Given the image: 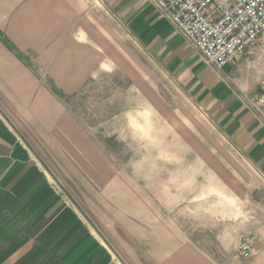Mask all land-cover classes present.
Returning a JSON list of instances; mask_svg holds the SVG:
<instances>
[{"label":"crops","instance_id":"obj_1","mask_svg":"<svg viewBox=\"0 0 264 264\" xmlns=\"http://www.w3.org/2000/svg\"><path fill=\"white\" fill-rule=\"evenodd\" d=\"M246 50L208 66L155 0H0V264L235 258L196 224L213 215L200 203L211 191L197 196L194 164H177L195 155L182 142L198 114L264 184L253 99L264 87L252 94L242 76L253 63L264 74V33ZM163 83L180 98L175 112ZM119 138L136 156L124 167L109 156Z\"/></svg>","mask_w":264,"mask_h":264},{"label":"rangeland","instance_id":"obj_2","mask_svg":"<svg viewBox=\"0 0 264 264\" xmlns=\"http://www.w3.org/2000/svg\"><path fill=\"white\" fill-rule=\"evenodd\" d=\"M245 51L247 50L245 49ZM253 52L248 53V56L250 60H253L252 62H255L257 51L254 50ZM261 69L262 67L259 68L253 63L252 66L245 70L246 73L242 74L245 77V84H243L252 94L258 92L256 91L257 89L264 87V74L261 73ZM120 79L117 78L116 80L117 87H119L118 84L122 83V81H119ZM160 87L163 91L160 92L163 96L162 98L170 105V109L175 112L177 107L181 105L179 96L167 83L161 84ZM188 114L192 116V112ZM186 116L187 110L184 114L185 118ZM195 124L196 130L192 134L193 138L182 142L185 146L187 142L193 143L196 150L195 155L190 161L187 157L179 159L177 165L184 167L188 163L194 164V181L196 183L194 189L197 196L204 190L212 193L207 197L208 200L200 203H205V212L213 211V215L206 214L208 216L207 219L197 216L196 224H206L207 227L210 226L208 224H211L213 231L211 243H213V246L224 248L231 256H234L235 252V258L230 256L223 258V260L221 258L219 264H264V184L258 180L257 175L249 164L237 154L231 142L221 136L214 127L209 126L203 117L197 114L195 116ZM112 141H114V144L109 156L120 167H124L130 163L131 159L136 157L135 151L126 147L124 141L120 138ZM166 142L173 141L167 140ZM130 152L132 154H128ZM163 179L167 181L166 173ZM204 180L211 181L209 188L203 189L201 187ZM224 192L227 193V199H229L226 212H223V207L226 206L225 202L219 200L223 199ZM186 195L187 192L181 193V199L189 198L182 197ZM216 207L220 213L218 216L214 214V212L216 213L214 209ZM116 227L119 228L120 225ZM124 234L123 232L116 233L120 241H114H117L120 245L124 244ZM244 242H248L251 247V255L247 259H242L237 254L239 244ZM119 248L122 253L131 251L129 248Z\"/></svg>","mask_w":264,"mask_h":264},{"label":"built area","instance_id":"obj_3","mask_svg":"<svg viewBox=\"0 0 264 264\" xmlns=\"http://www.w3.org/2000/svg\"><path fill=\"white\" fill-rule=\"evenodd\" d=\"M155 5L216 70L231 64L264 33V0H155ZM253 99L264 127V89ZM237 254L249 258V243L239 244Z\"/></svg>","mask_w":264,"mask_h":264}]
</instances>
